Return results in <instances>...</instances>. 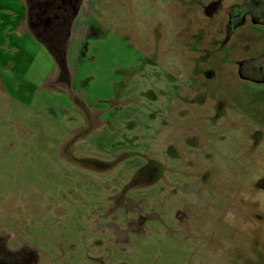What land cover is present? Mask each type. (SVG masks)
Segmentation results:
<instances>
[{
  "label": "rangeland",
  "instance_id": "1",
  "mask_svg": "<svg viewBox=\"0 0 264 264\" xmlns=\"http://www.w3.org/2000/svg\"><path fill=\"white\" fill-rule=\"evenodd\" d=\"M7 1V248L41 264H264V82L241 66L264 54V24L231 19L241 0H85L69 90Z\"/></svg>",
  "mask_w": 264,
  "mask_h": 264
},
{
  "label": "flooded vegetation",
  "instance_id": "2",
  "mask_svg": "<svg viewBox=\"0 0 264 264\" xmlns=\"http://www.w3.org/2000/svg\"><path fill=\"white\" fill-rule=\"evenodd\" d=\"M23 3L24 19L29 24L30 31L57 45L62 43L69 30L68 25L77 14L83 0H23ZM229 13L231 19L241 20L242 16L248 15L254 22L264 24V0H241L240 4L229 8ZM57 66L59 74L53 82L54 86L58 84L69 90L71 73L66 63ZM241 66L244 77L255 82H264V54L242 63ZM7 242L6 236H0V264H41L37 251L26 247L9 250ZM45 264H53V261L46 260Z\"/></svg>",
  "mask_w": 264,
  "mask_h": 264
},
{
  "label": "crops",
  "instance_id": "3",
  "mask_svg": "<svg viewBox=\"0 0 264 264\" xmlns=\"http://www.w3.org/2000/svg\"><path fill=\"white\" fill-rule=\"evenodd\" d=\"M84 2H85V0H83L82 5H84ZM5 3L8 5L9 0ZM82 5L78 8V12L75 15V17L80 15L82 8H83ZM23 11H24V9H23ZM75 17L72 18L70 25H68L69 30H68L67 34L64 36L62 43L57 44V45L55 43H52L51 40L44 39V38L36 36L34 33H32L30 31L29 24L27 23L26 19H24V17L22 18V20H20L19 29L22 31H25L26 32L25 35H28L31 38L33 37L38 42H40L49 51V53L52 55V57L56 63H57V61L54 58V55L60 56V57L64 56V61H65L66 66H67V62L69 64L71 57L76 56L78 59V55L79 54L81 55V48H82L83 37H84V33H79V35H74L72 33V29H70L72 23L75 20ZM72 40H77V42L72 44Z\"/></svg>",
  "mask_w": 264,
  "mask_h": 264
},
{
  "label": "trees",
  "instance_id": "4",
  "mask_svg": "<svg viewBox=\"0 0 264 264\" xmlns=\"http://www.w3.org/2000/svg\"><path fill=\"white\" fill-rule=\"evenodd\" d=\"M51 52V51H50ZM54 58L56 59V61H57V63L58 64H63V62L65 63V61H64V56H61V57H58V56H55L54 55Z\"/></svg>",
  "mask_w": 264,
  "mask_h": 264
}]
</instances>
